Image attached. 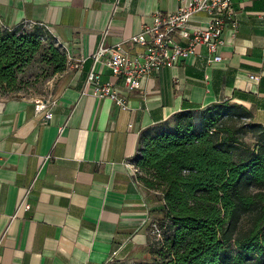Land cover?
Listing matches in <instances>:
<instances>
[{"label":"crops","instance_id":"obj_1","mask_svg":"<svg viewBox=\"0 0 264 264\" xmlns=\"http://www.w3.org/2000/svg\"><path fill=\"white\" fill-rule=\"evenodd\" d=\"M180 5L181 0H0L3 25L42 24L68 57L48 98L0 97V264L146 259L156 237L155 211L163 203L159 191L144 185L143 171L133 169L139 142L173 129L178 111L224 101L243 106L249 120L264 128V0H233L239 29L225 30L220 61L202 46L132 91L103 60L95 61L102 41L123 42L132 55L140 53L143 48L130 37L158 11L172 13ZM193 20L205 26L208 17ZM93 69L121 88L129 109L94 95L87 83Z\"/></svg>","mask_w":264,"mask_h":264},{"label":"trees","instance_id":"obj_2","mask_svg":"<svg viewBox=\"0 0 264 264\" xmlns=\"http://www.w3.org/2000/svg\"><path fill=\"white\" fill-rule=\"evenodd\" d=\"M67 63L45 26L0 21L1 91L17 92L36 64L53 76ZM197 111L175 113L173 129L144 137L134 156L163 203L155 213L166 230L152 252L158 264H264V128L230 101ZM250 131L261 135L253 149L242 139Z\"/></svg>","mask_w":264,"mask_h":264},{"label":"built area","instance_id":"obj_3","mask_svg":"<svg viewBox=\"0 0 264 264\" xmlns=\"http://www.w3.org/2000/svg\"><path fill=\"white\" fill-rule=\"evenodd\" d=\"M201 14L208 17L205 26L193 20V17ZM226 29H231L233 33L239 29L233 0H181L176 11H158L151 24L144 25L141 32L130 37L129 41L143 48L140 53L132 55L125 49L123 42L108 46L102 41L94 59L103 60L116 76L123 79L124 88L132 91L142 85L143 79L158 72L163 66L196 55L202 46L207 49L213 61H220L222 56L219 48L224 44ZM79 61L82 64L86 58L82 57ZM251 78L257 79L258 76L251 75ZM87 83L92 86L95 96L110 99L123 110L129 109L127 97L121 88L114 82L102 81L101 74L94 69L88 74ZM46 117L50 118L51 114ZM243 119L249 120L246 117ZM133 169L135 172L140 171L138 166ZM26 207L30 208V204H26ZM153 227L156 236L163 238L158 223ZM113 260L114 257L109 262Z\"/></svg>","mask_w":264,"mask_h":264},{"label":"rangeland","instance_id":"obj_4","mask_svg":"<svg viewBox=\"0 0 264 264\" xmlns=\"http://www.w3.org/2000/svg\"><path fill=\"white\" fill-rule=\"evenodd\" d=\"M25 84L17 91L6 93L0 90V97H10V96H37L40 98H48L53 94V83H55L54 77L50 76L46 67L42 64H36L32 69H30L24 76ZM249 122L250 120H245ZM196 122L197 124L200 122V114H196ZM261 135L258 132L250 131L243 135V141L253 149L256 147L258 141L260 140ZM163 233L166 230L165 226H160ZM163 238L156 236L154 239V244L156 247L160 246L162 243ZM146 259L138 260L135 263L128 262L126 264H158L159 259L156 254L152 252L151 256L145 257Z\"/></svg>","mask_w":264,"mask_h":264}]
</instances>
